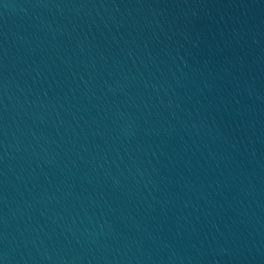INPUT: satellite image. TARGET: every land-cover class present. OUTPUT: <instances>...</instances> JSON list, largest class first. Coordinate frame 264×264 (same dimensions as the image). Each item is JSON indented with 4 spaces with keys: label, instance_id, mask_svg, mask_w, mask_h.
I'll use <instances>...</instances> for the list:
<instances>
[{
    "label": "water",
    "instance_id": "95a60500",
    "mask_svg": "<svg viewBox=\"0 0 264 264\" xmlns=\"http://www.w3.org/2000/svg\"><path fill=\"white\" fill-rule=\"evenodd\" d=\"M0 264H264V0H0Z\"/></svg>",
    "mask_w": 264,
    "mask_h": 264
}]
</instances>
